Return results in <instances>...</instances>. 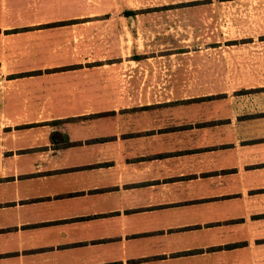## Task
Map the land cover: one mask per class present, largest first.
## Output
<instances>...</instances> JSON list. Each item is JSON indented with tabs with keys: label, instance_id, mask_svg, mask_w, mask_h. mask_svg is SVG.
Wrapping results in <instances>:
<instances>
[{
	"label": "crops",
	"instance_id": "obj_1",
	"mask_svg": "<svg viewBox=\"0 0 264 264\" xmlns=\"http://www.w3.org/2000/svg\"><path fill=\"white\" fill-rule=\"evenodd\" d=\"M122 2L0 0V264H264V42L124 59Z\"/></svg>",
	"mask_w": 264,
	"mask_h": 264
},
{
	"label": "rangeland",
	"instance_id": "obj_2",
	"mask_svg": "<svg viewBox=\"0 0 264 264\" xmlns=\"http://www.w3.org/2000/svg\"><path fill=\"white\" fill-rule=\"evenodd\" d=\"M122 10L124 16L127 10L138 12L124 17L128 60L182 64L192 59L196 66L202 53L224 54L238 44L264 42V0H124ZM217 46L224 47L218 51Z\"/></svg>",
	"mask_w": 264,
	"mask_h": 264
},
{
	"label": "trees",
	"instance_id": "obj_3",
	"mask_svg": "<svg viewBox=\"0 0 264 264\" xmlns=\"http://www.w3.org/2000/svg\"><path fill=\"white\" fill-rule=\"evenodd\" d=\"M126 14H127L128 16H133V15H135V12L130 11V12H127Z\"/></svg>",
	"mask_w": 264,
	"mask_h": 264
}]
</instances>
